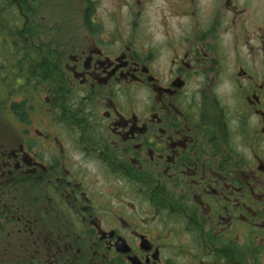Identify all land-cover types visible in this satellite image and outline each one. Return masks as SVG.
I'll return each mask as SVG.
<instances>
[{"label": "flooded vegetation", "instance_id": "flooded-vegetation-1", "mask_svg": "<svg viewBox=\"0 0 264 264\" xmlns=\"http://www.w3.org/2000/svg\"><path fill=\"white\" fill-rule=\"evenodd\" d=\"M0 264H264V0H0Z\"/></svg>", "mask_w": 264, "mask_h": 264}, {"label": "rangeland", "instance_id": "rangeland-1", "mask_svg": "<svg viewBox=\"0 0 264 264\" xmlns=\"http://www.w3.org/2000/svg\"><path fill=\"white\" fill-rule=\"evenodd\" d=\"M0 118L4 120L7 124H9V115L6 111L0 112Z\"/></svg>", "mask_w": 264, "mask_h": 264}]
</instances>
